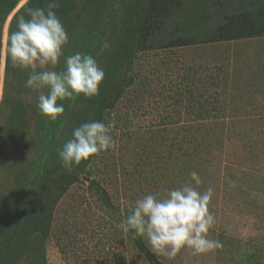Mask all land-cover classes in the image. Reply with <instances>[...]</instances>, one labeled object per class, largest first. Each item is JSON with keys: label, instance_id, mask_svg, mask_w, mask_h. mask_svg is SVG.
<instances>
[{"label": "rangeland", "instance_id": "rangeland-1", "mask_svg": "<svg viewBox=\"0 0 264 264\" xmlns=\"http://www.w3.org/2000/svg\"><path fill=\"white\" fill-rule=\"evenodd\" d=\"M13 1L0 0V264H230V256L252 264V254L263 263L264 38L181 43L141 55L144 26L163 24L160 29L177 42L186 41L201 8L214 0H171L176 7L167 16L157 0ZM51 2L60 5L55 11L70 56L98 51L93 58L105 72L99 96L58 101L65 112L55 122L26 87V71L22 80L13 74L4 95L5 46L15 12L24 6L26 15L27 8ZM216 2L255 15L264 9V0ZM151 8L155 14L148 16ZM219 67L220 89L209 79ZM201 105L209 115L203 120L195 117ZM113 118L118 147L69 172L57 149L82 124ZM193 171L203 182L198 191L214 189L209 210L216 223L209 238L223 247L199 255L184 249L174 259L157 256L146 238L121 224L138 199L162 198L190 181Z\"/></svg>", "mask_w": 264, "mask_h": 264}, {"label": "clouds", "instance_id": "clouds-1", "mask_svg": "<svg viewBox=\"0 0 264 264\" xmlns=\"http://www.w3.org/2000/svg\"><path fill=\"white\" fill-rule=\"evenodd\" d=\"M59 7V3L51 2L44 8H27L26 15L18 17V30L10 33L5 46L11 66L28 73L26 87L38 94L39 109L53 122L65 112L58 101H75L81 95L87 99L98 97L105 80L104 70L87 54L65 57V69L56 71L69 42L55 11ZM108 47L105 42L103 49ZM129 118L136 123L131 113ZM115 127L113 118L107 124L93 121L76 128L74 138L57 149L63 166L71 172L74 165L115 150L118 147L112 136ZM190 177L181 188L168 191L162 198L157 193L138 199L121 224L126 231L132 230L136 236L146 238L157 256L174 259L184 249L199 255L223 247L218 240L209 238L216 223L215 215L209 210L214 189L209 187L201 193L198 188L203 182L199 175L193 171ZM231 186L235 187L236 183Z\"/></svg>", "mask_w": 264, "mask_h": 264}, {"label": "trees", "instance_id": "trees-1", "mask_svg": "<svg viewBox=\"0 0 264 264\" xmlns=\"http://www.w3.org/2000/svg\"><path fill=\"white\" fill-rule=\"evenodd\" d=\"M217 0L213 1V5L207 7V8H201V11L199 14H197L195 20H194V29L188 30V33L184 36L185 39H188L183 42H177L176 37L175 39L172 38L171 32L166 33L162 29H160L161 26L156 25H150V26H144V32L142 36L140 37L141 40H138V49L141 51V55L145 53V51L148 50H157L160 48H173V46H177L178 44H189V43H195V42H213V43H220V42H226L229 40H239L242 38H264V9H259L256 12V15L253 13H243L234 9H230L229 3H220V6H217ZM14 4L16 3V0L13 1ZM158 7L160 11H162V16H167L171 13H174L175 5H171V0H157ZM152 4V2H151ZM150 4V6H151ZM64 12L65 10H68V7L70 5L67 3L64 4ZM24 6L20 8L17 12H15L10 26H9V32L8 37L10 33L17 31V19L20 15H22L24 11ZM155 14V10L151 8L148 16ZM10 15V14H9ZM8 15V16H9ZM62 22L63 20L60 19ZM110 21V20H109ZM2 26L0 24V66H1V59H2V50H3V23ZM109 23V22H108ZM108 25H105L106 29ZM171 29V28H170ZM107 30V29H106ZM171 31H174L171 29ZM107 39V34L105 36ZM151 39V41H150ZM8 41V40H7ZM97 52H94L93 57H96ZM137 55V54H136ZM70 56V40L68 44L64 48V56L60 60L59 67L56 71H62L66 67V61L65 57ZM218 71H215L214 73H211L209 76V79L212 84H214L218 89L222 88L224 79L222 78V72L221 68H217ZM15 72V73H14ZM13 74L19 75L16 77L17 80H22L23 74L21 70H16L11 66L10 58L6 56L5 61V82H4V95L7 93V87L10 83V80L13 79ZM194 74V73H193ZM191 97L195 99V95L193 93L190 94ZM220 100V97H218ZM5 102V99H4ZM195 117H198L199 120H203L206 117H209L205 106L201 105L200 107L196 108ZM219 110H222V108H217ZM185 135V134H184ZM189 136V135H186ZM100 198L102 201L106 204H109L108 196L103 191L99 193ZM232 245V248L236 247L233 246V243L230 242ZM144 253V256L146 259H150V261L154 262L155 258L153 259L152 254L148 253L146 249L141 250ZM260 256L256 254L250 255V262L253 264L254 262L261 263ZM148 259V260H149ZM234 259V260H233ZM235 256H230L227 263L230 264H239V260L235 261ZM261 264H264L261 263Z\"/></svg>", "mask_w": 264, "mask_h": 264}]
</instances>
